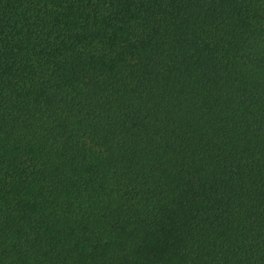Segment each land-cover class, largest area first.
I'll list each match as a JSON object with an SVG mask.
<instances>
[{
    "label": "trees",
    "instance_id": "1",
    "mask_svg": "<svg viewBox=\"0 0 264 264\" xmlns=\"http://www.w3.org/2000/svg\"><path fill=\"white\" fill-rule=\"evenodd\" d=\"M0 264H264V0H0Z\"/></svg>",
    "mask_w": 264,
    "mask_h": 264
}]
</instances>
